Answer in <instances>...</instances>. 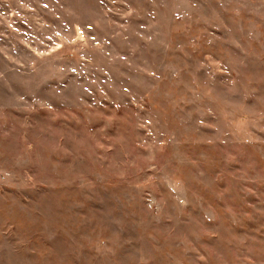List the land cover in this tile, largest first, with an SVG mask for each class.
Here are the masks:
<instances>
[{
    "label": "rangeland",
    "instance_id": "1",
    "mask_svg": "<svg viewBox=\"0 0 264 264\" xmlns=\"http://www.w3.org/2000/svg\"><path fill=\"white\" fill-rule=\"evenodd\" d=\"M0 264H264V0H0Z\"/></svg>",
    "mask_w": 264,
    "mask_h": 264
}]
</instances>
